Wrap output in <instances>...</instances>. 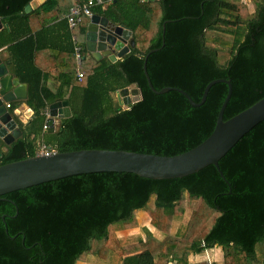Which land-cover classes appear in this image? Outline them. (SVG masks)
I'll return each mask as SVG.
<instances>
[{"label":"trees","instance_id":"1","mask_svg":"<svg viewBox=\"0 0 264 264\" xmlns=\"http://www.w3.org/2000/svg\"><path fill=\"white\" fill-rule=\"evenodd\" d=\"M32 0H0V48L29 38V18L40 12H69L77 2L45 0L30 14ZM87 0H79L85 2ZM238 1V0H236ZM254 16L243 18L232 0H117L93 12L132 30L136 45L116 62L96 60L82 45L84 76L54 89L34 62L16 73L28 84L33 110L11 144L0 139V165L37 154L39 142L63 152L124 149L159 155L183 153L214 130L226 98V82L214 83L194 106L178 87L200 102L214 79H231L227 120L264 96V0H253ZM157 10L159 12H157ZM165 30H163V24ZM81 25V24H80ZM84 34L86 25L82 23ZM164 38V39H163ZM35 49L33 50V56ZM73 57L76 59L75 50ZM77 60V59H76ZM135 85L138 101L124 107L112 94ZM67 99L72 116L45 133L46 109ZM214 164L171 179L132 172L67 176L0 196V264H208L193 260L218 247L213 264H264V120ZM188 201L198 203L188 207ZM142 210L151 226L140 227Z\"/></svg>","mask_w":264,"mask_h":264},{"label":"water","instance_id":"2","mask_svg":"<svg viewBox=\"0 0 264 264\" xmlns=\"http://www.w3.org/2000/svg\"><path fill=\"white\" fill-rule=\"evenodd\" d=\"M116 2L117 0H101ZM153 2L155 0H144ZM38 0H32L24 8V14L32 11ZM86 33V48L96 60L104 57L112 62L122 59L136 45L132 30L126 25L116 24L105 16L93 14ZM163 24V30H165ZM9 27V26H7ZM3 22L0 18V29ZM164 39V38H163ZM144 60V72L150 88L156 93L178 90L183 93L194 106L203 104L214 83L226 82L229 86L226 98L218 112L217 122L212 133L197 146L176 155H159L124 149H79L72 151H55L46 156L36 154L24 159L0 165V196L6 193L27 188L43 182L64 178L71 175L91 172H132L152 179H171L193 174L209 164H214L225 178L219 166V160L255 125L264 120V96L254 104L225 120L224 112L230 100L233 86L231 79L217 78L205 87L200 102H196L183 89L163 87L157 90L147 71V59ZM117 100L127 107L141 97V91L135 85L116 91ZM26 84L9 73L7 63L0 58V139L11 144L23 133L18 121L7 107L8 102L27 100ZM49 115L45 121V133H53L59 120L72 116L69 100H56L49 104ZM3 150L0 149V157Z\"/></svg>","mask_w":264,"mask_h":264},{"label":"crops","instance_id":"3","mask_svg":"<svg viewBox=\"0 0 264 264\" xmlns=\"http://www.w3.org/2000/svg\"><path fill=\"white\" fill-rule=\"evenodd\" d=\"M45 0H38L36 4L33 5V9H36ZM79 2V0H72ZM155 0L153 2H157ZM239 5V9L245 12H255L256 6L253 0H233ZM110 2H104V7H106ZM150 2V1H148ZM242 5H246L242 9ZM240 10V11H241ZM253 10V11H252ZM29 12L28 14L32 13ZM68 12H40L34 13L29 18V23L32 28V32L22 43H18L17 46L9 48V45H5L0 48V58L7 63L9 73L13 74L15 77L19 78L21 83L26 84L28 91V84L24 82L20 76L16 73V66H21L25 60L32 61L34 57V62L37 67L45 75L46 84L49 88L54 89L59 87L64 82L66 83L76 82L78 80V62L73 57V52L75 50L74 36L77 38L78 43L82 46L83 43L86 45V33L88 26L90 24L91 17L84 18V24L86 29L84 34L82 33V22L78 24L75 28H71L67 20ZM101 15V14H99ZM103 16V15H101ZM2 20V19H1ZM9 26V25H7ZM3 24V28L7 27ZM1 28L0 31L3 29ZM9 29V27H7ZM10 30V29H9ZM35 53L33 56V50ZM91 52L89 53V57ZM80 71L84 70L80 67ZM68 89V85L65 86ZM26 100L16 102L15 107L18 106L19 114L21 120L26 122L33 116V110L26 104ZM46 115H49V109H46ZM45 127V126H44ZM5 149V147H3ZM133 233V232H131ZM121 234V233H120ZM217 249L208 248L205 252H202L195 257L193 260L200 261L204 260L207 255L209 257L217 258ZM217 254V255H216Z\"/></svg>","mask_w":264,"mask_h":264},{"label":"built area","instance_id":"4","mask_svg":"<svg viewBox=\"0 0 264 264\" xmlns=\"http://www.w3.org/2000/svg\"><path fill=\"white\" fill-rule=\"evenodd\" d=\"M104 3L101 0H87L85 2H78L70 8V11L67 13L66 17L69 22L71 28H75L80 22L84 20L85 17H92L93 7L97 4ZM75 42V55L78 62L79 70H78V78H82L84 76V72L80 71V67L82 65L83 55H82V46L78 43L77 38L74 36ZM12 103L8 102L7 107L12 108ZM14 112L19 114L18 106L14 107ZM45 128V127H44ZM56 150L49 146L46 142L40 141L39 147L37 150V154H43L46 156L52 155ZM208 264H213V260L209 257L207 258Z\"/></svg>","mask_w":264,"mask_h":264},{"label":"rangeland","instance_id":"5","mask_svg":"<svg viewBox=\"0 0 264 264\" xmlns=\"http://www.w3.org/2000/svg\"><path fill=\"white\" fill-rule=\"evenodd\" d=\"M233 1V0H232ZM236 3V2H235ZM241 3H239V1H238V4H236L237 6V8L239 9V5H240ZM246 7V5H242V9H244ZM240 10H241V8H240ZM253 11V10H252ZM157 12H159L158 10H157ZM240 13H241V15H242V17L243 18H251L252 16H254V14H255V12H245V11H240ZM112 96H113V99L114 100H117V96H116V92H114L113 94H112ZM197 205H198V203H196V202H193V201H188V207H197ZM137 215H138V217L140 218V221H141V225H140V227H137V228H132V229H129V230H124V231H121L120 233L121 234H123V235H126V234H128V233H131V232H134L135 234L137 233V232H142L143 230H142V225H148V226H151V222H150V218L147 216V214L145 213V212H143L142 210H138V212L136 213ZM218 247H215V249H217ZM209 256L207 255V257L206 258H208ZM210 259H212L213 260V257H209Z\"/></svg>","mask_w":264,"mask_h":264},{"label":"clouds","instance_id":"6","mask_svg":"<svg viewBox=\"0 0 264 264\" xmlns=\"http://www.w3.org/2000/svg\"><path fill=\"white\" fill-rule=\"evenodd\" d=\"M95 14V13H94Z\"/></svg>","mask_w":264,"mask_h":264}]
</instances>
